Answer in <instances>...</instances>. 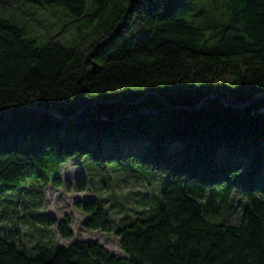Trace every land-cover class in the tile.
<instances>
[{
    "label": "trees",
    "instance_id": "16d2710c",
    "mask_svg": "<svg viewBox=\"0 0 264 264\" xmlns=\"http://www.w3.org/2000/svg\"><path fill=\"white\" fill-rule=\"evenodd\" d=\"M22 1L74 20L40 43L0 15V264H264V0ZM70 160L146 188L74 203L121 253L37 209L25 242L28 190L91 186Z\"/></svg>",
    "mask_w": 264,
    "mask_h": 264
},
{
    "label": "rangeland",
    "instance_id": "374dc122",
    "mask_svg": "<svg viewBox=\"0 0 264 264\" xmlns=\"http://www.w3.org/2000/svg\"><path fill=\"white\" fill-rule=\"evenodd\" d=\"M125 1L109 0L108 6L114 8L118 5V2L122 5ZM0 2L5 3L0 5V15L27 28L33 36L38 38L40 43L47 41L50 36L63 31L66 24L74 20L72 14L56 5L40 6L26 3L22 0H0ZM8 4L15 6V8L8 7ZM98 6L97 0H89L87 12H93ZM16 7L18 8L17 11ZM80 24L81 22H77V25ZM77 25L72 26L68 32L62 35L61 41L64 44H72L78 39ZM85 26L89 28L88 25ZM81 174H84L92 183L84 192L78 191L75 187L69 190L64 185L61 187L50 186L42 192L32 189L26 192V201L21 207L23 215L20 219L25 242L29 245L34 244L42 234H45L44 231L37 230L32 223L30 211L37 209L41 212L46 211L49 215L58 219H61L65 213L71 214L73 217L72 227L76 238L84 240L99 239L111 251L121 253L119 239L113 232L88 230L81 226L84 215L75 208L74 203L77 199H88L101 195L106 198V203L108 204L117 195L122 201L132 206L135 203V198L140 197L146 191V188L139 179L133 180L132 178L119 177L113 169L108 170V172H99L91 169L81 160H70L64 164L61 167L59 176L63 180L76 181ZM107 184L110 187H107ZM25 209H27V212ZM236 213V211H233L232 220L236 219ZM119 222L118 217L117 223ZM114 226H116L115 222ZM56 230L55 226L51 227L50 232H47V234H53L57 243L68 244L69 241L60 238Z\"/></svg>",
    "mask_w": 264,
    "mask_h": 264
}]
</instances>
